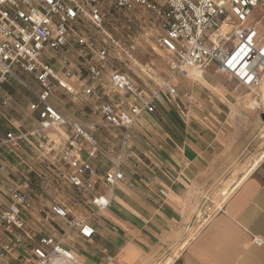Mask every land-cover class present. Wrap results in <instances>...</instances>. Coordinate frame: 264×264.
<instances>
[{
    "label": "built area",
    "instance_id": "built-area-1",
    "mask_svg": "<svg viewBox=\"0 0 264 264\" xmlns=\"http://www.w3.org/2000/svg\"><path fill=\"white\" fill-rule=\"evenodd\" d=\"M262 2L0 0V117L8 116L12 104L11 96L5 92L10 80L30 91L38 101L35 105L37 130L26 134L10 130L0 141V147L18 157L22 144L37 135L35 151L54 167L56 177L89 196L95 212L106 210L110 202L105 196L94 195L96 183L91 180L96 171L90 160L101 154L99 143L83 123L65 117L53 106L51 98L56 91L95 98L99 103L102 126L126 133L143 115L156 112L155 100L159 92L148 97L126 73L111 63L114 59L111 47L124 51L123 45L104 31L112 13L144 11L154 16L159 32L157 45L170 59L171 78L162 84L161 90L177 100L179 90L172 78H188L190 72H204L212 65L216 66V73L237 81L244 88L254 90L261 85L264 35L257 24L251 23V18ZM89 27L104 31L107 39L103 47H97L88 38L85 32ZM72 52L81 61L78 72L71 58ZM145 71L146 68H141V72ZM23 75L39 86L38 92ZM257 110L264 114V108L259 105ZM117 161V167L104 176L108 188L126 182L123 161L120 157ZM5 169L0 165V184L6 187ZM2 196L10 204L8 206L0 199V229L8 233L20 231L33 241L25 218L34 209L27 186L23 189L11 187L8 193L0 190ZM49 211L55 218L65 221L69 229L78 231L80 239L94 237L95 230L87 219L71 218L64 205L54 203ZM45 220L50 217L46 216ZM64 239L65 236L60 240L44 236L23 254L25 244L22 239H8L0 245V264H11L13 259L22 264H77L72 251L63 244ZM255 244L262 246L264 240H255Z\"/></svg>",
    "mask_w": 264,
    "mask_h": 264
},
{
    "label": "crops",
    "instance_id": "crops-1",
    "mask_svg": "<svg viewBox=\"0 0 264 264\" xmlns=\"http://www.w3.org/2000/svg\"><path fill=\"white\" fill-rule=\"evenodd\" d=\"M206 70L216 73V66ZM23 77L32 87L34 81ZM177 84V100L157 95L154 114L143 115L128 133L118 131L119 138L107 144L89 124L79 121L95 136L101 151L90 160L96 171L91 177L94 195L105 196L110 205L97 213L90 199V217L74 218H85L94 228L91 240L60 227L65 238H77L70 249L78 264H155L174 256L181 246L173 264H264V245L255 244L264 240V148L258 140V118L262 120L263 114L234 116L232 101L216 95L205 102L185 95L187 101L204 105L188 107ZM119 157L126 182L108 188L104 176L117 167ZM227 183L232 184L223 205L185 243L210 197ZM6 239L1 237L0 245ZM11 264L22 262L13 259Z\"/></svg>",
    "mask_w": 264,
    "mask_h": 264
},
{
    "label": "rangeland",
    "instance_id": "rangeland-1",
    "mask_svg": "<svg viewBox=\"0 0 264 264\" xmlns=\"http://www.w3.org/2000/svg\"><path fill=\"white\" fill-rule=\"evenodd\" d=\"M112 15L105 23L104 31L112 34L123 45L124 51L111 47L112 56L114 57L111 63L126 73L145 95L152 96L156 92L165 95L166 93L161 90V86L171 78V72L168 67L170 59L157 45L159 32L157 26H155L154 16L144 11L124 14L117 12L112 13ZM251 22L257 23L261 33L264 35V0L257 11H255ZM104 31L89 27L85 33L97 47H103L104 41L107 39ZM131 48L134 49L132 50ZM71 58L74 66H76V72H78L81 61L75 56L74 52L71 53ZM141 68H146L145 73L141 72ZM207 71L203 72V77L206 81L194 76V72H190L188 78L182 76L172 78L173 84L178 83L177 85L181 89L180 98L185 101L188 107L193 105L198 106L196 107L197 109H201L204 105L201 104L199 106L197 102L196 105L192 99V102L187 101L190 99H185V95L194 96L197 101L203 102L209 96L228 97L232 101L229 106L234 116H241L246 113L258 115L257 106L264 108L263 74L261 85L254 90H249L235 80L231 81L223 75ZM181 81L186 85L183 88L180 84ZM10 82L11 86L5 88V92L13 97V104L8 109L9 116L7 118L0 117V141L10 130L19 129L26 134V132H34L38 128V110L33 106L36 100L35 96L27 89L19 86L14 80ZM32 87L35 88V91L39 89L35 82ZM114 99L116 100L117 98ZM51 102L65 117L89 124L91 131L97 132V138L103 144H107L113 138H119L118 131L102 126L103 120L98 111L99 103L95 98L85 97L81 93L70 95L56 91L51 98ZM254 103H258L255 106L256 108H253ZM258 121L261 129L258 140L260 148H264V120L258 118ZM99 123L101 124L99 125ZM38 139L37 135L29 137L28 141L22 144L18 157L10 154L4 147H0V164L3 163L6 168L3 177L8 184L6 187L0 184V190L8 193L11 187L23 189L27 186V191L32 198L34 207L25 216L28 230L32 231L33 241H29L24 233L16 230H13L12 233H7L0 229V238L7 237V239L14 240L15 237H19L25 245L26 242H34L32 245H36L39 239L44 236H54L59 240L62 238L60 227H68L65 221L50 214V207L54 203L64 205L70 211L71 218L90 217L89 202L91 198L69 187L56 177L54 167L40 155L41 153L35 151L34 147L37 146ZM21 158L22 160H20ZM231 184L227 183L221 186L210 197L209 203L200 214L198 227L189 231L185 243H188L193 238L198 228L206 222L205 220L216 210L220 209L230 194ZM224 192L227 194L222 195ZM0 199L9 206L10 203L6 197L2 196ZM46 216H49L50 220H45ZM75 240L77 241V238L73 237V235H70L69 238L66 236L63 244L70 249ZM27 248L31 249L32 246L28 245ZM181 250L182 246L175 249L174 256L162 258L155 264H171Z\"/></svg>",
    "mask_w": 264,
    "mask_h": 264
},
{
    "label": "bare ground",
    "instance_id": "bare-ground-1",
    "mask_svg": "<svg viewBox=\"0 0 264 264\" xmlns=\"http://www.w3.org/2000/svg\"><path fill=\"white\" fill-rule=\"evenodd\" d=\"M193 75L196 76V77H198V78H201V79L204 80V81H206V80L204 79V77H203V72H201V71H194ZM263 79H264V73H263ZM260 90H261V89H260ZM263 90H264V89H263ZM256 105H258V103H254V104H253V108H254ZM255 108H256V107H255ZM75 259H76V258H75ZM174 261H175V260H173V261L171 262V264H173ZM55 264H58V262H55Z\"/></svg>",
    "mask_w": 264,
    "mask_h": 264
},
{
    "label": "water",
    "instance_id": "water-1",
    "mask_svg": "<svg viewBox=\"0 0 264 264\" xmlns=\"http://www.w3.org/2000/svg\"><path fill=\"white\" fill-rule=\"evenodd\" d=\"M262 119L264 120V114L262 115Z\"/></svg>",
    "mask_w": 264,
    "mask_h": 264
}]
</instances>
